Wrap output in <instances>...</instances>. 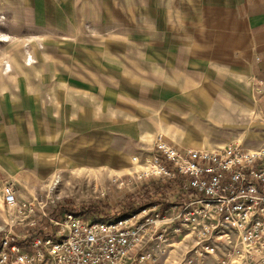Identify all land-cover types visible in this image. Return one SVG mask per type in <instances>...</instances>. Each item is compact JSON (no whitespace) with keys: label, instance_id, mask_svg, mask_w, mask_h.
<instances>
[{"label":"rangeland","instance_id":"374dc122","mask_svg":"<svg viewBox=\"0 0 264 264\" xmlns=\"http://www.w3.org/2000/svg\"><path fill=\"white\" fill-rule=\"evenodd\" d=\"M190 10V0H0V239L11 230L28 242L66 202L125 200L147 183L159 139L184 151L264 145L252 83L185 46ZM7 184L40 210L12 221ZM178 240L165 254L145 248L147 264H184L192 244Z\"/></svg>","mask_w":264,"mask_h":264},{"label":"built area","instance_id":"2783aa9c","mask_svg":"<svg viewBox=\"0 0 264 264\" xmlns=\"http://www.w3.org/2000/svg\"><path fill=\"white\" fill-rule=\"evenodd\" d=\"M147 165L148 184L178 183L168 207L160 201L116 218L65 211L41 226L49 234L33 229L28 242L5 232L0 264H147L145 248L165 254L174 238L191 240L184 264H264V145L184 151L159 139ZM3 199L12 221L40 210V203L19 204L10 184Z\"/></svg>","mask_w":264,"mask_h":264},{"label":"crops","instance_id":"0c3cea01","mask_svg":"<svg viewBox=\"0 0 264 264\" xmlns=\"http://www.w3.org/2000/svg\"><path fill=\"white\" fill-rule=\"evenodd\" d=\"M185 46L253 85L264 127V0H190Z\"/></svg>","mask_w":264,"mask_h":264},{"label":"trees","instance_id":"16d2710c","mask_svg":"<svg viewBox=\"0 0 264 264\" xmlns=\"http://www.w3.org/2000/svg\"><path fill=\"white\" fill-rule=\"evenodd\" d=\"M177 184L178 183L169 181H154L151 184L146 183L139 191L118 203H113L106 199H97L89 202H81L79 206H75L73 202H66L60 207V210L57 209V211L59 214L65 211L73 213L87 211L92 214L99 213L108 218H116L131 212L139 211L160 201L164 202V208H166L170 205V196L168 192L175 191ZM57 215L55 217H57ZM36 231L43 235L50 233L42 227H39Z\"/></svg>","mask_w":264,"mask_h":264}]
</instances>
